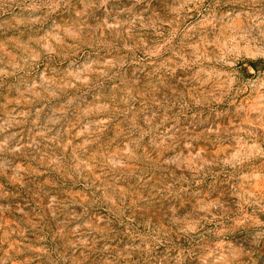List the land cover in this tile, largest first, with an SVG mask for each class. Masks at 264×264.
Here are the masks:
<instances>
[{
  "label": "rangeland",
  "instance_id": "374dc122",
  "mask_svg": "<svg viewBox=\"0 0 264 264\" xmlns=\"http://www.w3.org/2000/svg\"><path fill=\"white\" fill-rule=\"evenodd\" d=\"M0 264H264V0H0Z\"/></svg>",
  "mask_w": 264,
  "mask_h": 264
}]
</instances>
